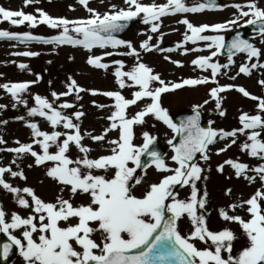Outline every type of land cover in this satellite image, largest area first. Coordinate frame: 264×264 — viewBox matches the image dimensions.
I'll use <instances>...</instances> for the list:
<instances>
[{
    "label": "snow or ice",
    "instance_id": "obj_1",
    "mask_svg": "<svg viewBox=\"0 0 264 264\" xmlns=\"http://www.w3.org/2000/svg\"><path fill=\"white\" fill-rule=\"evenodd\" d=\"M89 2L90 0H78L90 14L89 17L73 20L53 18L40 9L36 10L37 17L23 10H10L0 6V23L6 21L14 27L27 24L32 29L46 25L60 32L51 38H44L31 33L20 35L0 30V40L17 41L26 45L36 42L44 45L80 47L90 54L86 60L89 66L105 71L110 67L108 63L102 62L105 57L123 55L135 58L134 65L129 70H125L123 61L113 62L116 65L113 71L115 83L121 90L135 89L132 98H126L121 91H91L93 96L103 95L115 101L111 105H95L97 108L113 109L107 117L109 126L100 135L81 133L80 124L74 120L81 122L85 112L64 114L63 110L76 107L73 103L63 102L56 106L48 99L36 95L33 98L36 106L28 108L22 94L28 92L32 84L39 82V76L31 82L0 85L16 104H23L28 108L29 117H41L53 129L49 133L42 131L37 123H26V127L31 130L33 143L20 144L16 141L18 147L0 151L15 153L17 158L30 155L34 158L36 166L51 162L52 166L46 170L47 177L61 185V193L65 190L70 193L68 199L58 195L55 203L45 202L36 195L34 189H21L6 182V173L13 178L26 180L23 171L0 167V188L12 194L19 207L28 209L31 213L26 217L16 212L8 213L0 204V233L10 241L3 244L0 255L7 260L15 248L19 251L23 264H264V187L255 191L249 199L228 206L232 212L238 208L245 209L249 216L247 220L240 215H229L224 208L218 210L223 221L239 225L245 240L241 241L238 249L235 242L240 241V237L231 229H209L206 212L208 193L205 191L201 194L197 188V182L202 179V173L205 171L199 166L198 160L207 162L210 159L209 146L214 145L217 138L225 140L231 137V144H235L238 133L246 135V142L240 146L241 151L264 161V98L251 95L244 87L221 86L216 79L222 74L221 69H228L234 63L233 57L237 53L246 54L249 61L255 59V62L242 64L237 75L242 73L250 76L253 69H264V63L260 62L264 51L240 35L234 36L230 43L224 35L233 31L236 26H252L257 29L260 42L264 43V8L258 6L256 0H249L244 4H231L236 12L234 18L225 23L194 26L187 19L180 20L179 23L186 26L185 44L191 42L192 45H197L198 42H205L203 48L193 47L191 51H207L209 54L199 56L191 63L202 71L210 70L211 79L202 77L166 83L159 74H154L151 67L141 62V52L137 51L130 41L118 39L115 34L122 32L129 22L138 18L145 25H150L151 33H157L162 17L178 13H200L206 9L216 10L219 8L216 0L196 3L195 6H187L184 0H167L162 5L154 2L146 5L140 0H123L126 7L112 4L104 13L88 7ZM33 3H39V0H23L24 7ZM209 32L215 35H204ZM151 40L152 36H148V39L140 44V49L144 52L157 50L149 43ZM121 48L127 51H115ZM181 48H184V44H178L176 49L167 48L165 51L173 52ZM93 49L113 51L95 55ZM225 50L228 62L223 65L214 62ZM187 51L185 49V54ZM13 55L35 57L39 53L23 51ZM165 59L169 58L166 56ZM172 63L183 67L178 61ZM18 67L20 70L28 69V65L23 63ZM235 78L230 77L233 80ZM69 81L65 92L51 93L55 100L73 93L79 100V94L88 91L71 77ZM210 83L217 85L210 89L209 95L215 101V107L221 117L226 113L222 109L224 97L220 94L233 88L244 97L258 101V114L243 113L239 117L241 128L218 131L210 126L201 127L200 109L203 105H197L193 107L194 115L181 120L177 125L168 109L162 106V95L186 86L194 88ZM258 83L264 88V80ZM145 99L150 102L144 108L132 115L128 114L130 107ZM204 103L207 104L208 101ZM3 108L5 105L0 104V109ZM147 117L166 125L174 137H179V143H176L175 138L167 141L171 146V161L175 167H170L166 158L154 147L156 136L144 131L142 143L138 145L134 142L137 138L135 126L144 125ZM19 119L23 120L24 117ZM60 127L68 131H57ZM110 132L117 133V138L107 139L110 154L90 158L92 149L82 143L85 135L94 143L99 142L103 146ZM5 143L6 141L0 138V145ZM34 144L40 146V153L34 150ZM231 144L219 149L217 154L226 151ZM72 147L82 155L71 157L69 153ZM53 148L55 151H50ZM224 163L234 170L236 178L242 177L251 183L258 177L264 186V163L251 169L249 165L232 159ZM152 167L164 175L157 182L151 183L141 196H137L134 188L142 183L138 170L147 174V170ZM217 171L223 173L224 165L218 166ZM249 171L256 175H248ZM177 187L190 188V197L187 200L179 199ZM230 193L231 189H228L226 194ZM24 194L31 198V202ZM78 196H86L90 203H74ZM184 217H187L191 226L187 234H182L179 230L178 222ZM15 232L20 233L19 238ZM196 242L205 247L198 248Z\"/></svg>",
    "mask_w": 264,
    "mask_h": 264
},
{
    "label": "rangeland",
    "instance_id": "obj_2",
    "mask_svg": "<svg viewBox=\"0 0 264 264\" xmlns=\"http://www.w3.org/2000/svg\"><path fill=\"white\" fill-rule=\"evenodd\" d=\"M222 3V7L217 12L203 11L200 13H178L175 15L165 16L161 18L160 29L157 33L150 32V25H145L139 18L138 24L124 37L118 39H124L130 41L137 51L141 52L140 60L154 71V74H159L161 79L165 82L177 83L183 79H196L202 77H208L211 79L210 70L205 72L195 67L191 61L199 56H207V51L193 52V47L205 46V42H198L197 45H192L191 42L184 43V34L186 32V26L179 23L182 19H187L194 26H200L204 24L213 25L216 23H225L228 20L234 18L236 10L230 5L233 3L244 4L249 0H219ZM143 4L156 3L158 5L165 4L167 0H140ZM187 6H195V0H184ZM258 6L264 8V0H256ZM115 4L117 7H126L123 0H90L88 7L95 9L99 13H104L109 10L110 5ZM0 6L10 10H23L25 13L33 14L38 17L37 9L43 10L53 18H67L73 19H84L89 17V13L83 6L78 3V0H39V3H33L27 7H24L23 0H0ZM21 27H28L27 24ZM15 27L10 25L8 22L0 23V30H7L14 33ZM36 29L38 36L44 38H51L54 35H59V30L50 29L46 25H39ZM241 27L236 26L233 31L224 33L225 39L229 38L231 34ZM189 35L191 33H188ZM204 35H215V33H204ZM148 36H152V40L149 43L153 46L164 44L165 49L174 48L178 44H184V48L177 49L173 52H167L165 49L161 52H144L140 49V44L148 39ZM162 37V39H160ZM253 44L264 51V43L260 42L259 35L254 36ZM185 49L187 53L185 54ZM32 51L38 52L39 55L35 57H24L13 55V53ZM104 51H113L111 49H93L95 55H102ZM115 51L126 52L127 49L121 48ZM90 54L80 47L73 48L69 45L53 46L44 45L36 42L26 44L19 43L17 41L0 40V85L5 83H21L31 82L40 77L39 82L34 83L29 88L28 92L22 94L23 99L27 101L28 108L34 107L35 101L34 96L40 95L43 98L49 100V102L58 106L60 103L68 102L76 105L73 109L63 110L64 114L70 115L75 111H83L86 115L82 118L81 122L75 123L80 124V131L82 134L91 133L92 135H100L103 130L109 126L110 121L107 117L113 111L112 108L104 107L97 108L95 105H111L115 101L109 97L103 95H91V91L97 92H108V91H121V94L126 98H132V92L135 89L125 88L119 89V86L115 83V77L113 71L116 65L113 63L116 60H121L125 63V70L131 69L134 65L135 58L129 56H109L105 57L102 61L108 63L110 67L107 71L103 69H96L89 66L86 63L87 57ZM169 59L166 60L165 57ZM234 63L228 69H221V75L217 76L216 79L219 85H234L238 87H244L251 95L264 98V88L260 86L258 81L264 80V69L256 68L252 70L250 76H245L242 73L237 75L239 67L242 64H249L255 62L253 58L249 61L246 54L234 56ZM172 61H178L183 67H178ZM214 62L220 64L227 63V57L215 58ZM261 63H264V57L261 58ZM28 65V69L20 70L19 64ZM200 74L203 76L201 77ZM235 76L236 78L230 79ZM69 77L74 79L77 84L88 90L81 92L79 95L81 99H76L75 93L67 97L61 96L59 100H55L51 93L54 91L57 94L66 91V85L70 82ZM156 86V85H154ZM217 85L207 84L199 85L194 88L189 87L187 90H176L172 93H165L161 97L162 106L168 109L170 116L173 118L180 113H186L193 109L194 106L203 105L200 109L205 119L209 122L210 126L214 130L232 131L233 129L241 128L239 117L243 113L249 115L258 114L257 104L258 101L250 100L244 97L241 93H238L233 88L230 91L221 93L224 97L222 101V109L225 111V115L221 117L218 110L215 107V101L210 97V89ZM208 101L205 104V101ZM150 101L145 99L139 101L137 105L130 107L127 111L129 115L134 114L138 110L145 107ZM0 104L5 105V108L0 109V138H3L6 143L0 145V149L15 148L19 144L33 143L31 130L26 127V123H37L42 131L51 133L53 129L51 126L41 117H29L26 108L23 104H16L11 95L0 88ZM19 117H24L23 120ZM74 119V117H73ZM7 121V123H3ZM153 125H155L153 127ZM57 131L65 132L68 130L62 127L57 128ZM136 144L142 143V133L144 131L149 132L151 135L157 137L167 153L165 158L170 167H175L171 161L173 155L171 146L168 145L167 141L174 138V134L166 125L159 121L154 120L152 117L146 118L144 125L135 126ZM117 138L116 132H110L108 137L103 142V146L99 142H93L86 135L82 143L91 148L90 158H98L102 155L110 154L108 149L110 145L107 144V139ZM219 139V138H218ZM232 138L229 137L225 140H220L214 146H209L210 159L205 162L202 159L198 160L199 166L205 169L202 173V179L197 182V188L201 194L207 192L208 203L206 205L207 212V224L211 231H219L225 228L231 229L238 237L240 241L235 242V246L238 249L241 241L245 240L242 235V231L239 225L231 222L223 221L219 217L218 210L224 208L228 211L229 215H240L241 217L247 216L248 214L245 209L238 208L235 212L229 209L230 204L240 203L247 200L257 191L261 189L262 184L257 177L255 182H249L244 178H236L234 170L226 165L224 162L228 159L245 163L249 165V169L259 166L264 163L256 158L250 157L247 152L241 151L240 146L246 142V135L237 134L236 143L231 144ZM250 143V142H249ZM228 147L226 151L217 154L219 149ZM34 150L38 153L41 152L39 145H33ZM216 147V148H215ZM211 148V149H210ZM54 152L55 149H50ZM70 156L76 158L79 155L78 150L75 147L70 149ZM15 160V163L12 161ZM17 165L19 167H17ZM32 165V167H29ZM224 165L223 173L217 171L218 166ZM51 165V162H47L45 165L36 166L34 164V158L30 155L17 158V154L0 151V167H11L13 171H23L26 180H21L19 177H11L9 174H5L6 182L10 183L14 187L21 189L29 187L34 189L36 195L45 202L55 203L58 195H63L65 199L70 197V193L65 190L63 193L60 192L61 185L47 177L46 170ZM102 174V173H97ZM111 175V173H109ZM138 175L142 177V183L135 186L134 192L137 196H141L144 191L148 188L151 183L157 182L164 174L155 171L154 167L147 170V174L143 171L138 172ZM248 175L255 176L254 172L249 171ZM231 189L230 194H226L227 190ZM178 198L187 200L191 191L190 188H179ZM25 198L31 202V198ZM74 203L85 204L90 203V200L86 196H78L74 199ZM0 204L3 205L4 209L8 213L16 212L22 217H26L31 214L30 210L23 209L15 202L12 194L7 193L5 190L0 188ZM246 207V206H245ZM179 230L182 234H187L190 230V221L187 217L182 218L179 222ZM18 238L20 237L19 232L14 233ZM198 248H203L205 245L200 242H196ZM12 264H23L22 258L19 253Z\"/></svg>",
    "mask_w": 264,
    "mask_h": 264
},
{
    "label": "water",
    "instance_id": "obj_3",
    "mask_svg": "<svg viewBox=\"0 0 264 264\" xmlns=\"http://www.w3.org/2000/svg\"><path fill=\"white\" fill-rule=\"evenodd\" d=\"M134 24V21L132 22H129L128 23V27L125 28L122 32H119L118 34H115V35H121V34H124L126 31L129 30V28ZM249 28H254V27H249ZM255 29V28H254ZM257 30V29H256ZM244 34H245V31L240 33L239 35L241 36V38H244ZM250 42V40H249ZM161 47H159L157 50H160ZM227 53V51L225 52ZM191 115H194V112L192 114H188L187 116H184L182 118H179V119H176V122L177 124L179 125L180 121L181 120H185L187 119V117L191 116ZM200 123H201V127H204V128H208V126L204 123V120L202 118V115H201V120H200ZM176 143H179V137H177V139L175 140ZM156 148V150H158L162 155H164V151L161 149V147L159 146L158 142H156V145L154 146ZM143 159H146V158H143ZM5 243H10V241L7 239V236L3 235L0 233V251H2V246L3 244ZM16 252H17V249H13V251L10 253L9 257L7 260H4V258L2 257V255H0V264H11V262L13 261L15 255H16Z\"/></svg>",
    "mask_w": 264,
    "mask_h": 264
},
{
    "label": "bare ground",
    "instance_id": "obj_4",
    "mask_svg": "<svg viewBox=\"0 0 264 264\" xmlns=\"http://www.w3.org/2000/svg\"><path fill=\"white\" fill-rule=\"evenodd\" d=\"M200 76L202 77L203 75L202 74H200ZM219 142V139L217 138V142L215 143V145L217 144ZM214 145V146H215ZM216 148V147H215ZM211 149V148H210ZM210 151V150H209ZM249 217V216H248ZM248 217L247 216H243L242 218H244L245 220H247L248 219Z\"/></svg>",
    "mask_w": 264,
    "mask_h": 264
}]
</instances>
